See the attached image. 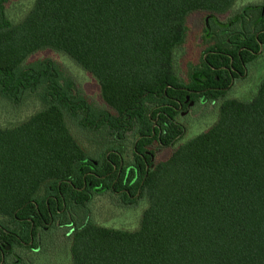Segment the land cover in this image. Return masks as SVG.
Here are the masks:
<instances>
[{
    "label": "trees",
    "instance_id": "trees-1",
    "mask_svg": "<svg viewBox=\"0 0 264 264\" xmlns=\"http://www.w3.org/2000/svg\"><path fill=\"white\" fill-rule=\"evenodd\" d=\"M236 1L34 0L13 22L0 0V98L41 105L0 126V264H34L15 252L51 241L68 242L70 264H264V76L250 99L226 97L264 47V6L220 21ZM197 13L207 47L183 77ZM46 50L93 78L102 107L52 60L29 61ZM204 102L218 103L216 123L156 161ZM71 124L98 140L85 146ZM106 193L146 203L137 230L94 224L89 205Z\"/></svg>",
    "mask_w": 264,
    "mask_h": 264
},
{
    "label": "rangeland",
    "instance_id": "rangeland-1",
    "mask_svg": "<svg viewBox=\"0 0 264 264\" xmlns=\"http://www.w3.org/2000/svg\"><path fill=\"white\" fill-rule=\"evenodd\" d=\"M34 0H9L6 4V13L13 22H18L32 7ZM251 6L262 7L264 0H237L231 10V13L218 17L220 21L225 22L232 14L241 12ZM203 14H192L188 18V34L184 45L177 54V71L185 74L188 64H197L202 58L207 44L203 40ZM50 59L58 64L63 73L69 77L75 85V88L93 105L102 107L99 97V88L93 78L66 56L46 50L33 55L29 61ZM264 76V54L258 58L252 67L249 68L247 78L235 82L227 92V98L230 99H250L255 93L257 85ZM38 98L35 96L27 97L21 104L13 105L0 98V126L7 127L14 125L26 117L32 115L41 108ZM218 103H201L182 112L178 117V122L184 127V135L175 144L174 147L160 150L155 155V160L166 159L173 150L183 145L194 137L209 130L217 121ZM73 134L85 145H89L87 139L95 138V134H88L81 131L76 125L70 126ZM91 219L94 224L113 230H123L133 232L138 229L142 213L146 209V203L139 202L131 207H123L115 195L106 193L105 195H96L89 205ZM0 218V222H2ZM59 237H61L59 235ZM58 237V238H59ZM61 239V238H59ZM63 240V239H61ZM59 241H51V246L47 247L45 252L39 256H33L29 253L16 251L15 255L21 258L25 257L28 263L34 264H70L68 242L64 246H58ZM53 243V244H52Z\"/></svg>",
    "mask_w": 264,
    "mask_h": 264
},
{
    "label": "flooded vegetation",
    "instance_id": "flooded-vegetation-1",
    "mask_svg": "<svg viewBox=\"0 0 264 264\" xmlns=\"http://www.w3.org/2000/svg\"><path fill=\"white\" fill-rule=\"evenodd\" d=\"M264 54V47H260V49H259V52L257 53V57L258 58H260L262 55ZM257 58V59H258ZM256 59V60H257ZM254 64V63H253ZM252 64V65H253ZM252 65H251V67H252ZM235 72L238 74V76L236 77V78H233L232 80H231V85H233L235 82H237V81H240V80H242V79H244V78H247V76H248V73H249V68L248 69H246L245 70V73L243 74V75H240L236 70H235Z\"/></svg>",
    "mask_w": 264,
    "mask_h": 264
}]
</instances>
